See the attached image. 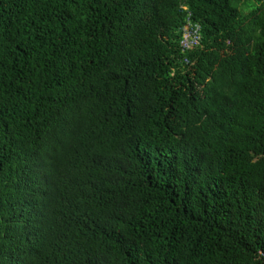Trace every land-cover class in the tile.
<instances>
[{
    "label": "trees",
    "instance_id": "1",
    "mask_svg": "<svg viewBox=\"0 0 264 264\" xmlns=\"http://www.w3.org/2000/svg\"><path fill=\"white\" fill-rule=\"evenodd\" d=\"M188 17L202 46L182 53ZM14 121L0 264H264V0H0V134ZM121 126L153 148L129 152L149 191L103 195L113 236L53 219L57 191L93 182L47 145Z\"/></svg>",
    "mask_w": 264,
    "mask_h": 264
},
{
    "label": "clouds",
    "instance_id": "2",
    "mask_svg": "<svg viewBox=\"0 0 264 264\" xmlns=\"http://www.w3.org/2000/svg\"><path fill=\"white\" fill-rule=\"evenodd\" d=\"M200 24L189 17L180 27L179 47L182 53L194 51L202 46ZM183 67L190 70L193 60L184 56ZM18 122L4 125L0 134L3 153L9 150L17 133ZM77 140L60 139L47 145V151H58L53 162L72 173L77 170L87 172L93 186L87 195L81 192L79 184L73 182L69 189L57 191L51 198V216L55 220L77 221L92 227H102L112 236L121 224L122 215L104 217L100 221L98 207L103 195L113 203L122 205L133 195L143 196L151 188L152 162H137L130 159L129 152L152 153L153 148L146 142L143 133L133 127L121 126L114 132L104 129L82 133ZM35 175H41L40 167L35 164ZM132 228V227H131ZM130 230V229H129ZM134 231V229L132 228ZM130 233L132 231L130 230ZM140 253H133L137 257Z\"/></svg>",
    "mask_w": 264,
    "mask_h": 264
}]
</instances>
